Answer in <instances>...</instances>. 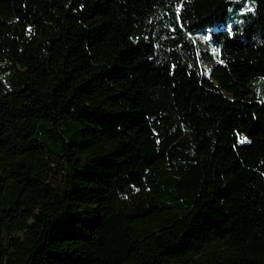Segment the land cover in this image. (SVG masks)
<instances>
[{
    "label": "trees",
    "instance_id": "16d2710c",
    "mask_svg": "<svg viewBox=\"0 0 264 264\" xmlns=\"http://www.w3.org/2000/svg\"><path fill=\"white\" fill-rule=\"evenodd\" d=\"M245 1L0 0V264H264Z\"/></svg>",
    "mask_w": 264,
    "mask_h": 264
},
{
    "label": "rangeland",
    "instance_id": "374dc122",
    "mask_svg": "<svg viewBox=\"0 0 264 264\" xmlns=\"http://www.w3.org/2000/svg\"><path fill=\"white\" fill-rule=\"evenodd\" d=\"M245 5H246V7L250 6L249 0L245 1ZM205 37H207V36H202V39L205 40ZM210 65H211V61H208L207 68H209ZM242 140H245V139H242Z\"/></svg>",
    "mask_w": 264,
    "mask_h": 264
},
{
    "label": "snow or ice",
    "instance_id": "6c2138e0",
    "mask_svg": "<svg viewBox=\"0 0 264 264\" xmlns=\"http://www.w3.org/2000/svg\"><path fill=\"white\" fill-rule=\"evenodd\" d=\"M205 39H211V37H210V36H208V37H205Z\"/></svg>",
    "mask_w": 264,
    "mask_h": 264
}]
</instances>
